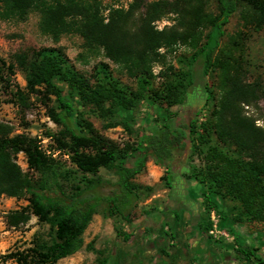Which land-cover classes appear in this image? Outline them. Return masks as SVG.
I'll list each match as a JSON object with an SVG mask.
<instances>
[{
    "label": "trees",
    "instance_id": "obj_1",
    "mask_svg": "<svg viewBox=\"0 0 264 264\" xmlns=\"http://www.w3.org/2000/svg\"><path fill=\"white\" fill-rule=\"evenodd\" d=\"M209 1L130 0L126 8H121L104 6L101 0H0L1 20L23 21L29 12L35 11L39 15L41 34L54 42L65 34L77 35L84 50L101 51L127 77L138 79V93L128 96L110 75L90 85L68 64L60 48L32 52L31 60L24 53L13 56L14 63L25 73V93L12 84V95L21 106L27 107L28 96L36 93L45 98L51 95L57 103V110L46 105V116L60 130L44 132L54 144V151H67L70 161L82 174L95 175L100 168L113 172L117 176V189L100 196L91 190L98 182L89 179V186L66 192L60 183L61 172L53 151L45 149L39 138L12 134L10 126L0 123V196H26L28 202L25 207L8 212L5 225L16 227L32 215L47 224L52 233L48 243L36 240L24 250L3 255V261L56 264L72 255L83 246L82 234L99 206L104 220L115 216L131 226L130 214L138 199L131 180L142 171L149 156L165 167L167 174L174 149L190 148L188 138L195 128L200 133L191 138L192 143L208 144L215 137L226 148L208 146L210 156L220 163L208 166L200 176L201 181L208 183V193L230 197L239 203L242 215L264 220V127L257 125L245 109L255 106L264 92L259 85L246 81L243 57L250 35L264 29V0H212L214 9L209 8ZM236 12L240 29L222 45L224 27ZM168 17L171 24L158 29L155 22ZM177 45L191 50L186 72L165 74L163 84L152 90L149 87L152 66ZM160 49L164 52L160 53ZM14 63L0 58V85H11ZM211 71L216 72L219 98L204 120L197 126L189 122L183 129L177 126L182 124L181 117L169 111L162 126L151 125L148 134H141L134 145L126 144L121 149L93 130L83 133L80 130L83 126L73 113L71 98L53 83V79L65 82L95 104L110 100L117 107L129 109L134 98L141 97L165 100L166 107L173 108L180 105L179 88L185 94L192 90L193 97L199 89L202 98L199 104L212 98L204 83ZM19 153L25 157L27 172L16 162ZM170 181L166 184L170 185ZM206 197L209 206H213L212 200ZM151 217L160 224L156 229L157 238L164 245L168 236L173 238L170 218L161 220L159 212ZM167 227L170 230H165ZM209 227L206 220L203 230L206 232ZM130 235L122 234L123 240L127 241ZM234 243L233 258L238 264H264V253L256 246L238 240ZM157 253L171 257L161 246ZM98 255L95 264H125L120 254Z\"/></svg>",
    "mask_w": 264,
    "mask_h": 264
},
{
    "label": "rangeland",
    "instance_id": "obj_2",
    "mask_svg": "<svg viewBox=\"0 0 264 264\" xmlns=\"http://www.w3.org/2000/svg\"><path fill=\"white\" fill-rule=\"evenodd\" d=\"M101 1L104 6L121 8H126L130 2V0ZM208 5L211 9L215 7L212 0ZM169 18L157 21L155 25L158 29L164 25H170ZM38 22L39 15L35 11L29 12L23 21L0 19V58L7 63H14L15 54L24 53L28 60H31L32 52L60 48L68 59V64L90 85L104 81L110 75L116 79L126 95L138 93V79L127 77L120 67L105 58L101 51L90 53L84 50L82 40L74 34L62 35L58 42H54L40 33ZM239 29L240 21L236 12L224 27L225 35L221 41L222 45ZM159 52L163 53L164 50L160 49ZM190 56L191 50L179 45L165 53V58L152 66L153 78L149 87L153 90L161 86L165 81V74L171 76L170 73H178V70L186 72ZM243 57L246 81L259 85L264 92V29L250 35ZM14 66V75L10 79L11 85H0V123L10 126L12 134L39 138L45 149L53 151V157L61 172L60 183L66 192L70 193L76 187L89 186L90 184L87 183L89 179L98 182V185L91 190H96L100 196L116 190L117 176L113 172L100 168L95 175L82 174L70 161L67 151H54V144L45 137L44 132L56 133L60 130V127L46 116V105L57 110V103L51 95L45 98L42 94L36 93L30 94L27 100L28 106L22 107L12 95L14 92L12 84H16L25 93V73L15 63ZM186 79L187 77L183 79V84L186 83ZM215 81L216 72L214 71H211L204 79L208 90L212 92V98L205 104H199L202 98L197 89L198 95L194 97V100L198 105L194 109L196 113L189 121L194 122L196 126L207 117L209 110L219 98ZM53 83L63 94L71 98L73 113L83 126L80 130L85 134L93 130L118 149L126 144L134 145L141 134L149 133L151 125L162 126L169 117V111L181 118L184 115V119L180 120L182 122L189 120L190 113L185 108V102L187 98L193 97L192 90L185 94L182 88L178 89L180 107H166L165 100L137 97L134 98L132 106L125 109L115 106L110 100L95 104L79 95L74 89H70L65 82L53 79ZM38 89L42 92V88ZM245 109L256 119L257 125L264 127V97L255 106L245 107ZM197 133H200V129L195 128L194 133L188 138L190 148L186 146L181 150V155L185 154L187 169L183 178L188 185V194L198 209L197 218L179 211L175 217L169 219V214L175 207L172 202H169V185L166 184L171 176L166 174L165 167L155 163L149 156L142 171L131 180L138 194L130 214L131 226L115 216L104 220L101 215L102 206H99L82 234L83 246L72 255L58 260L56 264H95L96 259L100 257L98 253L102 254L101 256L110 253L120 254L125 264H162V261L168 264H238L233 258L234 240L256 246L260 252L264 253V220L242 215L236 200L209 194L208 183L200 180V176H203L208 166L220 164L217 159L210 156L208 146H217L220 150L226 148L215 137L208 144L192 143L191 138L196 137ZM49 145L52 147L50 148ZM16 162L24 172L28 171L22 153L17 154ZM206 196L212 200L213 206H209ZM26 198V196L21 198L0 196V264H14L10 260L3 261L2 256L9 252L24 250L32 246L36 240L42 243H48L50 240L52 233L48 225L37 221L32 215L26 223L16 227L5 225V215L25 207L28 203ZM165 207H167L166 210ZM156 212L160 213L161 220H170L169 228L173 232V238L168 236L164 245L157 238L156 229L160 225L159 222L150 218ZM211 213L214 214L213 221L210 219ZM206 220L210 227L205 232L203 225ZM211 224H215V228L213 234H208ZM169 228L165 230L168 231ZM122 234L131 235L127 241H124ZM88 244H91V247H87ZM159 246L164 247L171 257L158 255Z\"/></svg>",
    "mask_w": 264,
    "mask_h": 264
},
{
    "label": "flooded vegetation",
    "instance_id": "obj_3",
    "mask_svg": "<svg viewBox=\"0 0 264 264\" xmlns=\"http://www.w3.org/2000/svg\"><path fill=\"white\" fill-rule=\"evenodd\" d=\"M198 103L194 100V97L187 98L185 102V108L190 113L189 120L186 122H182V124H178L177 126L182 127L183 129L188 126L191 117L196 111L194 110ZM181 119H184V115ZM183 143L185 142L182 141ZM186 159L185 154L181 155V150L175 148L173 151V158L170 159L168 165L167 174L171 176V181L169 185V201L174 204L173 210H181V208L188 207V200L184 197L183 188L186 187L185 179L183 175L186 173L187 169L185 167Z\"/></svg>",
    "mask_w": 264,
    "mask_h": 264
},
{
    "label": "crops",
    "instance_id": "obj_4",
    "mask_svg": "<svg viewBox=\"0 0 264 264\" xmlns=\"http://www.w3.org/2000/svg\"><path fill=\"white\" fill-rule=\"evenodd\" d=\"M186 183V181H185ZM187 183H186V187L183 188V192H184V197L188 200V207L187 208H181V210H172L173 212L171 214H169V218L170 217H174V214L176 215L177 212L182 211L187 213L188 215H192L193 218H197L196 214H197V207L196 204L194 202V200H192V198L189 196L188 194V187H187ZM170 202V201H169ZM167 209V207H165V210ZM173 209V208H172Z\"/></svg>",
    "mask_w": 264,
    "mask_h": 264
},
{
    "label": "built area",
    "instance_id": "obj_5",
    "mask_svg": "<svg viewBox=\"0 0 264 264\" xmlns=\"http://www.w3.org/2000/svg\"><path fill=\"white\" fill-rule=\"evenodd\" d=\"M210 219H211V221H213V219H214L213 213L210 214ZM214 228H215V224H211V228L208 230V234H213Z\"/></svg>",
    "mask_w": 264,
    "mask_h": 264
}]
</instances>
